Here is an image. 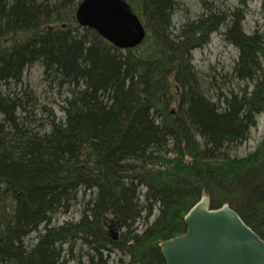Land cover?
I'll return each instance as SVG.
<instances>
[{
    "label": "trees",
    "instance_id": "obj_1",
    "mask_svg": "<svg viewBox=\"0 0 264 264\" xmlns=\"http://www.w3.org/2000/svg\"><path fill=\"white\" fill-rule=\"evenodd\" d=\"M80 1L0 0V264H65L77 247L76 264H164L159 244L184 233L202 194L264 241V140L228 157L264 114V31L244 27L250 0L179 32L177 0H124L146 33L128 50L78 26ZM219 31L237 58L229 74L203 76L191 53ZM33 67L57 112L25 82Z\"/></svg>",
    "mask_w": 264,
    "mask_h": 264
},
{
    "label": "water",
    "instance_id": "obj_2",
    "mask_svg": "<svg viewBox=\"0 0 264 264\" xmlns=\"http://www.w3.org/2000/svg\"><path fill=\"white\" fill-rule=\"evenodd\" d=\"M75 20L122 50L136 48L146 35L124 0H81ZM183 223L182 235L159 244L164 264H264V241L228 205L212 208L202 194ZM110 228L108 236L116 240L117 227Z\"/></svg>",
    "mask_w": 264,
    "mask_h": 264
},
{
    "label": "rangeland",
    "instance_id": "obj_3",
    "mask_svg": "<svg viewBox=\"0 0 264 264\" xmlns=\"http://www.w3.org/2000/svg\"><path fill=\"white\" fill-rule=\"evenodd\" d=\"M178 7L172 18L174 31L179 32L181 26L195 22L200 16L204 18L209 11H226L237 8L238 0H177ZM246 18L244 27L246 30H252L255 23L261 26L264 31V23L259 14L260 3L259 0H250L245 2ZM192 64L201 75H209L211 77L218 76V74H225L230 72L233 62L237 58L236 50L222 40L220 31L212 33L209 36L206 44L196 48L191 53ZM24 80L27 82L31 90L39 98V103L47 105L55 110L56 103L60 102V97L47 87V83L43 82L41 70L38 67L28 69L24 74ZM251 89V87H249ZM264 140V114L256 117V126L250 130L248 139L238 147H234L228 153L231 159H244L249 154L255 152V149ZM154 211V215H156ZM155 216H151L148 225L152 222ZM78 219V208L71 210L69 214L58 217V223L62 224L64 221H76ZM138 231L144 229L143 222L140 221L136 225ZM118 227V225H117ZM109 231L108 228H106ZM121 229L117 228V235L121 234ZM75 255L72 260L65 262V264H76L80 260L79 247L74 251ZM111 259H117L119 255L114 253ZM82 261V260H80ZM115 264V263H112Z\"/></svg>",
    "mask_w": 264,
    "mask_h": 264
},
{
    "label": "flooded vegetation",
    "instance_id": "obj_4",
    "mask_svg": "<svg viewBox=\"0 0 264 264\" xmlns=\"http://www.w3.org/2000/svg\"><path fill=\"white\" fill-rule=\"evenodd\" d=\"M263 176H264V173H263ZM264 178V177H263Z\"/></svg>",
    "mask_w": 264,
    "mask_h": 264
}]
</instances>
